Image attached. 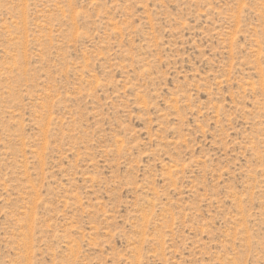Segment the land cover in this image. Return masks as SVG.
Instances as JSON below:
<instances>
[{
	"label": "rangeland",
	"instance_id": "rangeland-1",
	"mask_svg": "<svg viewBox=\"0 0 264 264\" xmlns=\"http://www.w3.org/2000/svg\"><path fill=\"white\" fill-rule=\"evenodd\" d=\"M0 264H264V0H0Z\"/></svg>",
	"mask_w": 264,
	"mask_h": 264
}]
</instances>
